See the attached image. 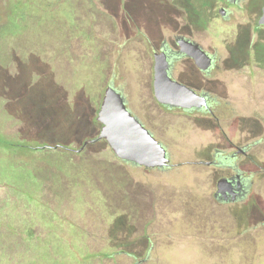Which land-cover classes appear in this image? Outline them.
<instances>
[{
	"label": "rangeland",
	"instance_id": "obj_1",
	"mask_svg": "<svg viewBox=\"0 0 264 264\" xmlns=\"http://www.w3.org/2000/svg\"><path fill=\"white\" fill-rule=\"evenodd\" d=\"M15 1L0 0V24ZM259 1L22 0L17 11L30 17L12 20L14 35H0V134L9 138L0 135V264H264V229L254 232V245L248 237L224 245L196 234L197 213L182 210L202 202L201 176L123 161L106 140L74 157L66 147L99 134L97 109L109 81L144 115L145 35L158 42L182 33L215 46L224 71L202 83L224 99L218 107L229 100L244 112L264 110V28H254ZM260 46L261 66L253 57ZM192 116L182 134L170 125L173 155L177 145L187 156L212 138L202 114ZM58 143L66 146L30 147ZM246 203L245 221L251 207V220L264 221V177ZM145 205L153 210L138 218ZM171 236L159 258L160 243ZM146 251L152 258L145 261Z\"/></svg>",
	"mask_w": 264,
	"mask_h": 264
},
{
	"label": "flooded vegetation",
	"instance_id": "obj_2",
	"mask_svg": "<svg viewBox=\"0 0 264 264\" xmlns=\"http://www.w3.org/2000/svg\"><path fill=\"white\" fill-rule=\"evenodd\" d=\"M219 1L224 2L226 6L238 7L243 0L236 2L228 0ZM251 3L252 1H250ZM263 5L264 1L263 4L262 1H259L256 7L259 11L257 24L254 26L256 30L264 28V24L259 23V19L263 13ZM221 7L225 6H219L218 11L220 14ZM226 9V14H221L223 17H227L229 13V9ZM182 38L199 43L200 47L211 57V64L208 68L204 69L197 65L195 59L182 50V46L179 43V40ZM145 45L147 46L145 48V83L148 85L150 92L149 98H145L144 115L135 110L131 102L132 99L129 98V95L126 94L123 88L115 85L113 81H109L106 86L107 88L109 85H112L123 94L129 110L143 121L145 127L167 149L169 156L168 164L160 167L145 166V169H156L159 171L175 169V173L173 174L177 176L184 177L190 173L201 176L203 182L198 183V188L202 202L197 205L193 203V206L188 205L185 207L186 210H182V213L186 215L191 212L190 210L197 213L195 216L200 223L195 229L196 234L200 237H204L205 235L203 240H206V242L212 241L213 243L224 245L239 243L241 239L248 237L251 245H254L257 238L256 235L254 236V232L258 229H264V221L261 219L251 220L253 207L249 210V220L245 221L246 219L241 209L246 207L251 187L254 185L257 177L259 175L261 178L264 177V167L262 166V162H264V110L258 109V113H256L257 109H255L253 110L255 114L244 112L241 108L236 107V102L232 103V101L226 99L228 106L218 107L222 101L224 102V99L221 100L222 97H219L218 92L202 83V80H207L213 84L220 77L219 74L221 72L217 68H221L222 72L224 71L225 66L218 63V50L215 46L204 45L193 36L182 33L173 34L171 38L163 37L158 42L151 41L148 35H145ZM261 49L262 47L260 46V49L256 48L253 50V57L256 59L254 61L259 66H261V59L259 58ZM162 53L165 54L169 61L168 72L171 77L187 84L198 93L204 95L207 104L196 108H185L165 104L158 100L154 89L155 63L157 56ZM240 67L243 68L244 66L240 65ZM196 82H200L201 85H197ZM104 95L105 91L100 95L98 113ZM194 113L202 114L201 120H199L210 126L208 128L211 130L212 138L208 140L207 144H203L200 149L192 151L187 156L185 155L186 150L182 149V144L177 145L175 147L177 155H173L170 145L166 140L170 125L174 124L177 133L182 134V128L186 127L194 119L192 116ZM102 126L103 124L100 122V130ZM91 139H86L85 141H89L88 144L93 143ZM85 141H83L79 148L83 147ZM176 143L178 142L175 141ZM61 145L49 146L56 147ZM87 145L80 151H78L79 148L66 147L73 153H81ZM187 165H194L195 167L192 171L185 170L183 167ZM247 166H255L257 168H248V171ZM250 204L248 203V206ZM147 209L150 212L152 207L145 205L144 209H138V218L145 216ZM239 212L242 214H239ZM216 214L224 216L225 219L218 220L215 218ZM171 239L172 236L166 238L163 243H160V250L157 252L159 258H165V247L168 248L174 243V240ZM151 255V251H146L143 260L151 259ZM246 261L248 259L244 258L242 262L245 263ZM194 264H199V262L194 261Z\"/></svg>",
	"mask_w": 264,
	"mask_h": 264
},
{
	"label": "water",
	"instance_id": "obj_3",
	"mask_svg": "<svg viewBox=\"0 0 264 264\" xmlns=\"http://www.w3.org/2000/svg\"><path fill=\"white\" fill-rule=\"evenodd\" d=\"M220 12L224 15L227 9L221 7ZM259 23L264 24V5ZM179 43L182 50L195 59L197 65L204 69L210 66L211 57L200 47L199 43L187 38H182ZM168 68L169 61L165 54L157 56L154 89L159 101L185 108H196L207 104L204 95L172 78ZM97 118L103 126L98 136L91 139V142L106 140L118 158L136 165L160 167L168 164L169 156L166 147L145 127L143 121L129 110L123 94L116 87L109 85L106 88ZM88 142L85 141L83 147Z\"/></svg>",
	"mask_w": 264,
	"mask_h": 264
},
{
	"label": "trees",
	"instance_id": "obj_4",
	"mask_svg": "<svg viewBox=\"0 0 264 264\" xmlns=\"http://www.w3.org/2000/svg\"><path fill=\"white\" fill-rule=\"evenodd\" d=\"M21 2H22V0H17V1H15L14 3H13V7L12 8H10V11L8 12V21H6V23H4V24H0V35L2 34V32L3 31H5L6 33H8V35H14L15 34V31H17V30H19L18 29V27L16 26L14 29H13V25H15V22L13 21L12 22V20L14 19V20H17L18 18L20 19L19 21H21V20H23V15L25 16V17H30L27 13H19L20 12V10H19V12L17 11L18 10V8L19 7H21ZM13 10H15V15L17 16H14V13H12V11ZM9 16H11L10 17V19H9ZM2 28V29H1ZM3 30V31H2ZM0 39H1V37H0ZM0 135H3V134H0ZM1 137V136H0ZM1 138H3V140L4 139H9V138H7L6 136H2ZM59 144V143H58ZM57 145V144H56ZM41 146H43V147H41ZM66 145H64V144H62L61 146H59V147H65ZM30 147H35V148H42V149H56L55 147H51V146H49V145H47V144H36V145H30ZM74 155L72 156V157H74L77 153H73Z\"/></svg>",
	"mask_w": 264,
	"mask_h": 264
}]
</instances>
